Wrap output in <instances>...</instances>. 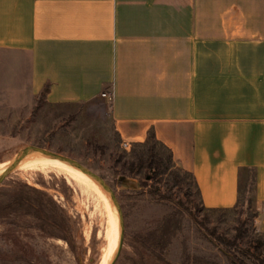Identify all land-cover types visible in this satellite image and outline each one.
Returning a JSON list of instances; mask_svg holds the SVG:
<instances>
[{"label": "crops", "instance_id": "0c3cea01", "mask_svg": "<svg viewBox=\"0 0 264 264\" xmlns=\"http://www.w3.org/2000/svg\"><path fill=\"white\" fill-rule=\"evenodd\" d=\"M45 86L54 106L110 91L123 143L152 129L205 208L244 197L264 235V0H0V105Z\"/></svg>", "mask_w": 264, "mask_h": 264}, {"label": "rangeland", "instance_id": "374dc122", "mask_svg": "<svg viewBox=\"0 0 264 264\" xmlns=\"http://www.w3.org/2000/svg\"><path fill=\"white\" fill-rule=\"evenodd\" d=\"M100 99L54 106L39 97L31 108L14 111L0 105V163L27 146L75 160L104 179L122 216L120 222L118 213L117 220L108 196L90 180L92 190L51 166L14 168L0 182V264H100L117 236L114 264H232L194 217L230 237L239 208L197 210L178 191L163 200L136 195L141 180L153 182L151 172L136 178L123 174L122 164L115 162L125 149L123 141L109 115L110 101ZM141 150L128 143L123 159ZM19 192L24 198L10 201ZM248 227L255 235L252 218Z\"/></svg>", "mask_w": 264, "mask_h": 264}, {"label": "trees", "instance_id": "16d2710c", "mask_svg": "<svg viewBox=\"0 0 264 264\" xmlns=\"http://www.w3.org/2000/svg\"><path fill=\"white\" fill-rule=\"evenodd\" d=\"M47 92L48 87L45 86L40 95V100L45 97ZM133 145L141 147L142 150L136 152L133 159L124 160L126 149H123L116 156L115 162L122 164L123 174L128 177L136 178L144 171L151 172L153 182L148 184L141 180V189L135 192L136 195L144 196L147 194L154 199L163 200L171 199L173 193L178 191L182 198L186 199L187 204L193 205L194 209L210 210L205 208L201 202L194 177L179 166L177 169L172 168V165L176 163L173 160L171 150L156 138L152 129L148 130L144 141L135 142ZM192 188H194L195 194ZM23 198V193L19 192L10 201ZM237 207L239 208L237 225L234 234L230 237L218 232L215 227L204 225L196 217L194 220L204 231L207 239L218 247L232 264H264V235L258 231L255 235H251L250 227H248V219H253L256 213L249 207L246 198L241 196H239L235 208ZM242 242L244 246L240 245Z\"/></svg>", "mask_w": 264, "mask_h": 264}, {"label": "bare ground", "instance_id": "6f19581e", "mask_svg": "<svg viewBox=\"0 0 264 264\" xmlns=\"http://www.w3.org/2000/svg\"><path fill=\"white\" fill-rule=\"evenodd\" d=\"M9 161L8 162L0 163V175L3 173L5 167L8 165ZM38 166H40V167H43V166H46V167L47 166L54 167V169L55 168L58 169L59 172L60 171L62 173L64 172L68 176V178L71 179L74 183H76L78 185H81V186H85L87 188L90 187V190L93 189L92 188V185L90 183V181H91L96 186H98L105 195L108 196V194H106L105 191L91 177H89L87 174L83 173L77 166H75V165H73L71 163H68L66 161H63V160H61L59 158L46 155V154L41 153V152H39L37 150H34V149H30V150H28V151L23 152L22 154H20L17 157V159H16V161H15V163L13 165V169L14 168L15 169L16 168H18V169L19 168H23L24 169L25 167H33L34 168V167H38ZM23 169H22V171H23ZM43 170H44V168H43ZM58 170H56V171H58ZM81 186H80V188H81ZM85 187H83V190H84ZM108 199L110 200V202H111V204H112V206L114 208V211L116 213L117 220H118V212H117V209L115 208V205L113 204V202H112V200L110 199L109 196H108ZM118 232H119V226H118ZM118 241L119 240H118V236H117V239H116V242H115V245H114V249L110 253L108 259L106 260L107 256L105 255V257L100 262V264H109L110 260L112 259L113 255H114V252L116 250V246H117V242ZM105 260H106V262H105Z\"/></svg>", "mask_w": 264, "mask_h": 264}, {"label": "water", "instance_id": "95a60500", "mask_svg": "<svg viewBox=\"0 0 264 264\" xmlns=\"http://www.w3.org/2000/svg\"><path fill=\"white\" fill-rule=\"evenodd\" d=\"M30 149H34L37 150L41 153H44L46 155L52 156V157H56L59 158L63 161H66L68 163H71L75 166H77L83 173L87 174L89 177H91L104 191L106 194H108V196L110 197V199L112 200L113 204L115 205V207L118 210L119 213V220L121 222L122 220V216H121V206L118 202L117 197L114 195L112 189L109 187V185L104 181V179H102L99 175H97L96 173H94L93 171L87 169L86 167H84L83 165H81L80 163H78L75 160L69 159L67 157L55 154V153H51L45 149H41L38 147H33V146H27L25 147L23 150H21L19 153H17L8 163V165L5 167L3 173L0 175V182L13 170V165L17 159V157L22 154L23 152H26ZM119 251V246L117 247V251L115 252V254L113 255L112 259L110 260L109 264H114V261L117 257Z\"/></svg>", "mask_w": 264, "mask_h": 264}, {"label": "built area", "instance_id": "2783aa9c", "mask_svg": "<svg viewBox=\"0 0 264 264\" xmlns=\"http://www.w3.org/2000/svg\"><path fill=\"white\" fill-rule=\"evenodd\" d=\"M100 96L106 98L108 101H111L113 94L110 91H103V92H101ZM123 146H124L125 149H127L128 148V143L124 142Z\"/></svg>", "mask_w": 264, "mask_h": 264}]
</instances>
